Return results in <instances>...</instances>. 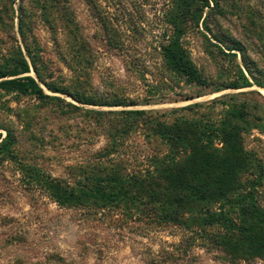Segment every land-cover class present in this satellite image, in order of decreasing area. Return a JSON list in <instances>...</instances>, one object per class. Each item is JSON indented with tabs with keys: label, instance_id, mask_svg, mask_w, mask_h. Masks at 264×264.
Listing matches in <instances>:
<instances>
[{
	"label": "rangeland",
	"instance_id": "1",
	"mask_svg": "<svg viewBox=\"0 0 264 264\" xmlns=\"http://www.w3.org/2000/svg\"><path fill=\"white\" fill-rule=\"evenodd\" d=\"M33 1L25 6L39 41L36 64L58 90L40 80L23 48L21 0H0V66L11 67L19 46L30 64L27 73L0 78V264H229L189 230L151 221L136 208L59 205L45 182L75 186L103 166L126 174L146 167L161 143L143 130L110 150V134L120 127L112 111L218 122L231 106H245L244 147L264 161V87L256 84L264 83V0H69L75 28L55 19L52 27ZM179 30L209 87L167 68L162 47ZM229 38L245 54L229 47ZM27 76L50 98L6 84ZM235 81L252 86L223 88ZM196 103L202 105L171 113Z\"/></svg>",
	"mask_w": 264,
	"mask_h": 264
},
{
	"label": "trees",
	"instance_id": "2",
	"mask_svg": "<svg viewBox=\"0 0 264 264\" xmlns=\"http://www.w3.org/2000/svg\"><path fill=\"white\" fill-rule=\"evenodd\" d=\"M33 3L52 27L54 19L77 27L69 0H36ZM28 18L25 0H21L18 31L23 48L40 80L57 91L41 77L36 64L40 59L39 41ZM180 32L169 35L162 47L167 68L191 83L209 87V81L182 44ZM228 41L229 47L245 54L241 42L233 38ZM25 52L20 46L13 52L11 67L0 66V78L30 71ZM6 84L25 94L50 98L31 76L12 79ZM256 84L264 87V83ZM250 86V81H235L223 88ZM201 105L192 104L171 113ZM110 114L120 117V127L110 134V150H115L118 140L143 130L148 138L159 141L161 147L147 157L144 169L133 173H123L119 166L115 170L103 166L100 175L87 176L75 186L49 178L45 186L59 205L90 210L136 208L151 221L189 230L194 238L203 239L229 264L264 259V161L244 147L243 133L250 128L245 106H231L218 122L205 117L193 120L182 115L169 120L167 113L148 110L112 111ZM107 150L105 148L104 157L109 154ZM149 264H157V261Z\"/></svg>",
	"mask_w": 264,
	"mask_h": 264
}]
</instances>
